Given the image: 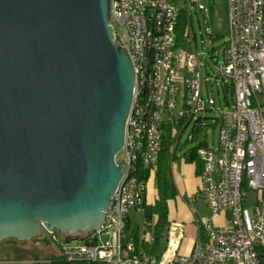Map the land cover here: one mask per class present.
<instances>
[{
    "label": "water",
    "instance_id": "95a60500",
    "mask_svg": "<svg viewBox=\"0 0 264 264\" xmlns=\"http://www.w3.org/2000/svg\"><path fill=\"white\" fill-rule=\"evenodd\" d=\"M134 86L111 0H0V241L100 229Z\"/></svg>",
    "mask_w": 264,
    "mask_h": 264
},
{
    "label": "built area",
    "instance_id": "2783aa9c",
    "mask_svg": "<svg viewBox=\"0 0 264 264\" xmlns=\"http://www.w3.org/2000/svg\"><path fill=\"white\" fill-rule=\"evenodd\" d=\"M230 32L226 40L223 59L215 60L219 72L207 81L233 87V102L221 106L218 141L213 145L201 144L196 154L203 160L200 171L202 195L214 215L229 211L230 218L219 226L204 220L205 237L192 253L173 261L152 259V254L132 252L131 238L125 240V229L131 209H142L145 203L147 181L141 177L137 183H128L123 197H112L104 224L99 230L86 234L80 246L71 245L63 254L70 261L84 260L102 264H261L259 249L264 248V0H228ZM139 4H148L154 14L159 42L156 70L159 81L155 89L150 135L144 164L154 170L164 145L167 121L195 120L202 111L212 110L217 100L213 92L204 94L201 57L196 51L183 49L178 69H170L168 53L175 42L177 0H111V19L115 38L123 41V50L131 61H140L139 43L142 24ZM204 15L205 6L192 0ZM192 6V5H191ZM192 28V25H191ZM190 28V30H192ZM208 34L213 31L206 27ZM135 79H140L134 69ZM178 95L182 102L179 112ZM131 110L137 111V102ZM137 120L139 114L137 111ZM136 124H126L124 142H131L134 152ZM177 129L174 135L178 136ZM124 168L121 180H127L129 167ZM217 160H224L225 173L215 175ZM118 161V160H117ZM257 193V202L247 206L249 190ZM56 237V233H53ZM153 233L147 238L153 241ZM97 237L95 246L91 243ZM58 238V235H57Z\"/></svg>",
    "mask_w": 264,
    "mask_h": 264
},
{
    "label": "rangeland",
    "instance_id": "374dc122",
    "mask_svg": "<svg viewBox=\"0 0 264 264\" xmlns=\"http://www.w3.org/2000/svg\"><path fill=\"white\" fill-rule=\"evenodd\" d=\"M199 4L205 6L208 11L206 17L204 13L199 10L198 6L192 4V30L189 29V34L182 37V47L188 51H196L201 57L202 72L204 77V94L213 92L217 104L212 107V110L202 111L197 117L201 118V121H191L184 129L183 125H180L178 121H167V127L165 128V135L169 140V148H174L175 143H178L177 152L187 158L192 153L193 149H197L201 144L208 143L213 145L218 141L220 122V110L221 106H229L226 103V93L223 89V85H218L215 80L207 81L209 77H214L218 74V64L215 61L223 59L224 49L226 46V40L230 32V16H229V2L228 0H199ZM206 27L212 29V35L208 34ZM228 98L231 102L232 94L228 93ZM178 106L176 111L181 109L180 95H178ZM220 100L222 102H220ZM177 129V137L174 135V130ZM197 162H201V158L197 157ZM118 162L121 161L120 153L117 155ZM256 197V191L249 190V197L246 204L250 206L252 199ZM148 212L153 211V207L149 206ZM132 226L129 229L130 232L136 231V229H144L147 226L145 221L146 214L143 211L137 212L136 209L131 212ZM48 237V236H47ZM49 243L45 241H19L14 239H7L3 242H11V245L6 243H0V264H49L50 255L52 253L62 252L57 243L53 242L49 238ZM58 242L62 245L63 250L68 249L71 245L80 246L81 240H73L65 243L59 239ZM13 241V242H12ZM61 241V242H60ZM76 264H87L85 262H78Z\"/></svg>",
    "mask_w": 264,
    "mask_h": 264
},
{
    "label": "crops",
    "instance_id": "0c3cea01",
    "mask_svg": "<svg viewBox=\"0 0 264 264\" xmlns=\"http://www.w3.org/2000/svg\"><path fill=\"white\" fill-rule=\"evenodd\" d=\"M178 140V139H177ZM169 147V146H168ZM178 143L174 148H169L165 154L159 169L156 168L147 181L146 205L142 209L146 216V228H138L130 232L132 226L131 209L127 219L125 236L136 241L137 249L141 253L153 254L156 257L173 261L181 255H188L193 252L196 244L205 237L203 230L204 220L210 221L214 226L223 225L231 213L225 211L214 215L202 195L198 194L200 187L199 174L203 167V160L197 162V154H190L187 158L182 157L178 152ZM256 197L250 202V206L257 202ZM157 201H161L168 208L169 225L164 233L158 253H150L153 241L146 236L153 233L157 216L154 213V206ZM149 206L153 207L152 212H148ZM146 214V215H147ZM81 262V261H80ZM102 264V263H99Z\"/></svg>",
    "mask_w": 264,
    "mask_h": 264
},
{
    "label": "bare ground",
    "instance_id": "6f19581e",
    "mask_svg": "<svg viewBox=\"0 0 264 264\" xmlns=\"http://www.w3.org/2000/svg\"><path fill=\"white\" fill-rule=\"evenodd\" d=\"M192 0H177L176 27H175V42L170 43V53H168V61L170 69H178V59H183V49L178 43V27L183 10L187 11L189 19L192 20L191 14ZM139 13L142 24V35L139 43V50H141L140 61H132L134 69H138L140 79H135V86L133 92V102H137V111L139 120H137V111L130 110L129 124H136L135 139L136 147L134 152H123L120 159L124 164V168L129 167L127 180H121L116 191L115 197H123L125 190L128 189V183H137L141 179L139 175V164L144 163L146 157V149L148 147V140L150 135V122L152 120V106L155 102V89L157 81H159L158 70H156V60L159 42V31L156 30L154 14L150 12L148 4H139ZM120 47L123 48V41L121 38H116ZM163 149V147H162ZM123 150H131V142H124ZM225 173L224 160H217L215 165V175H222ZM154 240V236H153ZM131 251L139 252L136 241L131 239ZM152 259H159L152 254Z\"/></svg>",
    "mask_w": 264,
    "mask_h": 264
},
{
    "label": "trees",
    "instance_id": "16d2710c",
    "mask_svg": "<svg viewBox=\"0 0 264 264\" xmlns=\"http://www.w3.org/2000/svg\"><path fill=\"white\" fill-rule=\"evenodd\" d=\"M192 25V20L189 19V16L187 14L186 10H183L182 15H181V19H180V23H179V27H178V43L180 46L182 43V37L186 36L189 34V29L191 28ZM223 89L226 93L225 96V101L226 103L229 105L230 103H232L229 98H228V93L230 92L232 94V100L234 97V91H233V87H231V85L226 84L223 85ZM220 102H222L220 100ZM223 106V105H222ZM201 121V118L200 120ZM217 122H220L221 124V119H217ZM180 125H183V127H185L186 125V121L185 120H181ZM185 129V128H184ZM177 139L179 138V136H176ZM169 140L167 139V137L165 136L164 138V145H163V149L160 153L159 156V160H158V165L157 168L159 169V166L162 162L163 157L165 156V154H167L169 152ZM196 149L192 150L193 155H196ZM154 172V169L151 168L150 166H147L146 164H144L143 162H141L139 164V175L143 178L146 179V181H148V179L150 178L151 174ZM147 194V191H146ZM145 202H146V196H145ZM146 203H144V207H145ZM154 213L157 216V220L155 222L154 225V229H153V235H154V242H153V246L152 249L150 251V253H158L157 250L160 247L161 241L163 239L164 233L169 225V213H168V208L166 205H164L161 201H157L155 206H154ZM147 214V212H146ZM148 216V218H151L152 215H146ZM128 223H126V227H127ZM86 234H81L80 236V240H85ZM129 239L128 237L125 236V240ZM17 240V239H14ZM45 241L47 243H49V239L47 236H43V237H37L32 239V241ZM259 256L261 259V264H264V248H260L259 249ZM160 258V257H157ZM49 261V264H76L80 261L85 262L87 264H99L96 262H88V261H84V260H75V261H70L66 258V256L62 253V252H58V253H52L49 257V259H47Z\"/></svg>",
    "mask_w": 264,
    "mask_h": 264
},
{
    "label": "flooded vegetation",
    "instance_id": "af4514ba",
    "mask_svg": "<svg viewBox=\"0 0 264 264\" xmlns=\"http://www.w3.org/2000/svg\"><path fill=\"white\" fill-rule=\"evenodd\" d=\"M3 241H6V240H3ZM3 241H0V243H2ZM13 242V241H12ZM3 243H6L8 245H11L12 243L9 241V242H3Z\"/></svg>",
    "mask_w": 264,
    "mask_h": 264
}]
</instances>
